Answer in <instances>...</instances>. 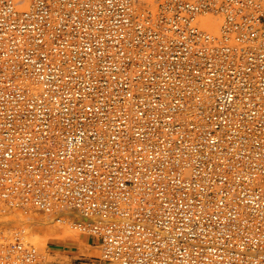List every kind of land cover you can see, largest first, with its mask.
Listing matches in <instances>:
<instances>
[{
	"label": "built area",
	"instance_id": "1",
	"mask_svg": "<svg viewBox=\"0 0 264 264\" xmlns=\"http://www.w3.org/2000/svg\"><path fill=\"white\" fill-rule=\"evenodd\" d=\"M142 1L0 0V210H78L110 263L264 264V0ZM28 234L0 264H41Z\"/></svg>",
	"mask_w": 264,
	"mask_h": 264
},
{
	"label": "rangeland",
	"instance_id": "2",
	"mask_svg": "<svg viewBox=\"0 0 264 264\" xmlns=\"http://www.w3.org/2000/svg\"><path fill=\"white\" fill-rule=\"evenodd\" d=\"M18 212L1 213L0 230L26 227L28 239L37 246L42 264H111L101 258L98 242L76 228L72 229L74 227L68 217H63L58 222L57 215L44 216L45 214L35 211L29 214ZM20 215H24L25 220L14 218Z\"/></svg>",
	"mask_w": 264,
	"mask_h": 264
},
{
	"label": "bare ground",
	"instance_id": "3",
	"mask_svg": "<svg viewBox=\"0 0 264 264\" xmlns=\"http://www.w3.org/2000/svg\"><path fill=\"white\" fill-rule=\"evenodd\" d=\"M143 2V1H142ZM152 2V0H145V2H143V5L144 6H150V3ZM211 16H202V21H201V27L203 28V29H207V30H209L210 28H209V26H211V28H212V31L215 33H219L220 32V24H221V19L219 18V19H212V18H210ZM3 204V202L1 203L0 202V205H2ZM0 209H1V206H0ZM36 212H41V213H43V214H45L44 216H46L47 215V213H44L43 211H36ZM1 213H4V212H2L1 210H0V214ZM6 213V212H5ZM18 213H20V212H18ZM49 215V214H48ZM58 216H61L62 218L63 217H68L67 219H70L71 220V224H74V223H76V221H90L91 220V218L90 217H86V216H83L81 213H79V211L78 210H64V209H62V211H60L59 212V215ZM19 217V216H18ZM18 217H16V216H14V218L16 219H18V220H25V217H24V215H20V217L18 218ZM13 217H11V219H12ZM57 218V217H56ZM6 220H8V219H6ZM58 220V219H57ZM67 221V220H66ZM59 222V221H58ZM24 223V222H23ZM66 223V222H65ZM22 228H25L26 229V231H27V228L26 227H24V226H21ZM16 228V227H15ZM17 228H20V227H17ZM72 229H75V228H72ZM78 230V229H77ZM2 231H4V230H2ZM10 231V230H9ZM9 231H4L5 232V234L6 233H9ZM77 233V232H76ZM73 234V233H72ZM29 235V234H28ZM76 235V234H75ZM74 236V235H73ZM74 238V237H73ZM75 239V238H74ZM77 239V238H76ZM84 239V238H83ZM81 240V239H80ZM81 242V241H80ZM40 253V252H39ZM40 262H41V259H40ZM41 264H42V262H41ZM111 264H115V263H111Z\"/></svg>",
	"mask_w": 264,
	"mask_h": 264
}]
</instances>
